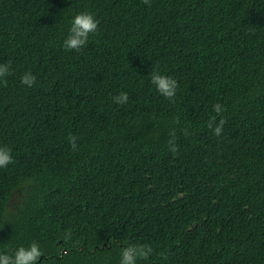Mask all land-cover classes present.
Listing matches in <instances>:
<instances>
[{
  "label": "trees",
  "instance_id": "trees-1",
  "mask_svg": "<svg viewBox=\"0 0 264 264\" xmlns=\"http://www.w3.org/2000/svg\"><path fill=\"white\" fill-rule=\"evenodd\" d=\"M80 12L99 28L67 51ZM7 62L0 253L35 242L38 264H119L147 244L138 264H264V0H0Z\"/></svg>",
  "mask_w": 264,
  "mask_h": 264
},
{
  "label": "clouds",
  "instance_id": "clouds-1",
  "mask_svg": "<svg viewBox=\"0 0 264 264\" xmlns=\"http://www.w3.org/2000/svg\"><path fill=\"white\" fill-rule=\"evenodd\" d=\"M144 4L150 6V0H143ZM99 28V21L90 12H80L76 14L72 21L69 30V35L64 41L63 47L67 51H80L89 41L91 35L95 34ZM11 62L0 63V84L7 86V77L10 75ZM150 82L155 86L156 90L165 98L172 100L177 93L178 82L167 75L161 74L159 71L150 73ZM22 85L31 88L36 84V77L31 71L26 72L21 77ZM128 94L121 92L114 97V103L124 105L128 102ZM213 110L216 116H221L225 111L220 103L213 105ZM225 121L219 120L217 123L216 117H212L209 121V128L214 131L216 136H220L223 130ZM69 142L76 150L77 137L69 136ZM14 163L11 149L0 147V168H6L9 164ZM153 254V248L147 244H132L121 248L119 264H138L139 260L148 261ZM42 256L40 246L33 242L28 247H19L14 254L0 253V264H38Z\"/></svg>",
  "mask_w": 264,
  "mask_h": 264
}]
</instances>
